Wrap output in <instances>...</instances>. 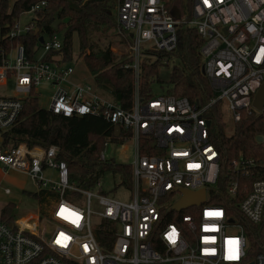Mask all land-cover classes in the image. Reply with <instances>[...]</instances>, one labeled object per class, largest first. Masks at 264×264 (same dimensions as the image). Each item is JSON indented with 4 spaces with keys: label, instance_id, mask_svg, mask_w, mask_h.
Instances as JSON below:
<instances>
[{
    "label": "built area",
    "instance_id": "1",
    "mask_svg": "<svg viewBox=\"0 0 264 264\" xmlns=\"http://www.w3.org/2000/svg\"><path fill=\"white\" fill-rule=\"evenodd\" d=\"M47 4L40 0L27 12L36 15ZM115 4L119 33L130 38L132 60L125 66L133 70L134 92L129 107L90 82L75 81L72 66L46 60L47 53L63 48L55 33L44 38L41 56L30 59L19 42L12 50L14 63H9L10 52L0 64V84L14 77L18 94L0 96V163L26 172L39 184L38 193L48 195L28 223L0 217V264H264V158L234 159L220 188L221 153L210 114L220 102L233 125L243 113H253L249 108L264 83V0ZM33 22L23 25L16 19L8 35L25 34ZM182 25L204 39L202 68L213 95L205 104L168 93L142 97L143 51H175ZM42 84L52 89L48 110L100 116L120 126V145L125 150L132 144L134 150L131 186L119 184L131 191L127 200L102 193L100 178L92 188L71 182L58 145L3 146L2 134L19 119L24 98L33 89L39 93ZM105 152L100 161L107 160ZM52 171L57 178L45 176ZM183 189H205V200L176 210L173 204ZM221 190L233 197L245 194L231 210L211 201ZM235 209L238 215L232 214Z\"/></svg>",
    "mask_w": 264,
    "mask_h": 264
},
{
    "label": "trees",
    "instance_id": "2",
    "mask_svg": "<svg viewBox=\"0 0 264 264\" xmlns=\"http://www.w3.org/2000/svg\"><path fill=\"white\" fill-rule=\"evenodd\" d=\"M38 1L40 0H0V64L19 42L25 45L28 57L33 60L41 46L39 37L56 33L54 22L59 20L58 29L65 30L64 45L62 50L55 53L62 55V58H54L55 53L52 52L47 53L44 58L49 61L56 60L59 64L64 63L65 59L70 60L76 33L79 54L94 75L96 86L125 107H129L134 92V73L132 68L125 65L132 58L127 54H116L110 46L98 49L92 42L96 31L106 32L114 24L115 0H47V6L36 13L33 26L25 34L10 38L8 33L16 19ZM178 34L179 43L175 51L150 49L147 54L155 58L142 59L140 95L144 98L155 95L152 83L157 81L162 86L171 85L168 87V94L186 96L205 104L213 95V89L202 68L200 49L204 39L196 29L185 25L179 28ZM124 41L129 43L130 38L126 37ZM173 57L178 58L182 66H171ZM210 114L215 120L213 141L221 153V178L218 185L223 188L234 159L240 155L256 160L264 158V143L258 141V136L264 134V111L258 114L243 113L242 119L234 125L232 134L225 130L222 103L214 105ZM2 135L6 149L21 142L30 146L58 145V157L67 162L70 181L81 187L92 188L107 171L120 175L121 183L131 186V164L116 160H99V154L106 144L110 141L122 143L124 133L122 132V137H116L115 127L100 116H67L43 108L39 105L38 93L34 89L24 98L23 109L17 122ZM244 182L242 181V186ZM222 190L212 195L211 201L231 210L245 194L240 191L238 197H233ZM34 195L42 204L48 196L44 192ZM7 207L3 209L0 217L11 221ZM232 214L238 215V211L235 209Z\"/></svg>",
    "mask_w": 264,
    "mask_h": 264
},
{
    "label": "rangeland",
    "instance_id": "3",
    "mask_svg": "<svg viewBox=\"0 0 264 264\" xmlns=\"http://www.w3.org/2000/svg\"><path fill=\"white\" fill-rule=\"evenodd\" d=\"M14 1V0H12ZM115 21L112 27L108 31H96L92 36V42L99 48H107L108 46L118 55L127 54L129 56V46L128 43L124 41V37L119 33V25L116 17V8H114ZM35 14L33 12H24L19 17L20 23L23 25L30 24L34 20ZM58 22H54V27L56 29V37L61 41H64V32L65 30L58 29ZM49 35H45L44 38L48 39ZM146 45V44H145ZM14 50V49H12ZM12 50L10 52H12ZM44 54V49L40 46L37 51V55L41 56ZM15 51L9 56V63H14ZM55 58H62V55H58ZM142 58L153 60L155 56L147 54L146 51H143ZM64 60V59H63ZM166 62V59L163 60ZM66 66H72L74 72L72 74L75 81L83 82L87 81L95 85L94 75L87 67L83 57L79 54V40L78 35L75 33L73 38V50L72 58L70 60L65 59V62L62 63ZM171 66L180 65L181 62L178 58L173 57L170 61ZM154 94H164L168 92L167 86H162L161 83L154 81L152 83ZM38 98L39 105L43 108L49 106L50 96L52 95V89L46 85L42 84L38 88ZM103 92V91H102ZM105 93V92H104ZM106 94V93H105ZM18 95L16 92V82L14 77H10L6 83L0 84V96H15ZM22 97V95H20ZM222 103V113L224 120L226 122V132L228 134L233 133L234 125L230 121V115L226 109L224 102ZM252 110L253 114L261 113L254 105L249 108ZM264 111V110H263ZM262 111V112H263ZM215 130V125L213 124ZM259 141V140H258ZM105 153L108 160H116L121 163L130 164L134 157V150L132 144H127V149L124 148L115 142H108L105 146ZM45 176L47 178H57L55 172H46ZM102 193H106L112 196H116L120 199L127 200L131 195V191L127 188H121L120 175L114 173L113 171H107L100 177ZM129 187L126 184H123ZM10 189V193L6 192V189ZM39 191V184L26 172L16 170L13 168L5 167L0 163V216L2 215L3 209L7 206V214L9 219L19 218V221L23 223H28L31 214H40V207L43 205L41 200L38 199L34 193ZM45 206V205H44ZM43 207V206H42ZM41 207V208H42ZM95 204L93 203V208ZM24 216V217H23Z\"/></svg>",
    "mask_w": 264,
    "mask_h": 264
},
{
    "label": "water",
    "instance_id": "4",
    "mask_svg": "<svg viewBox=\"0 0 264 264\" xmlns=\"http://www.w3.org/2000/svg\"><path fill=\"white\" fill-rule=\"evenodd\" d=\"M174 14L176 17H179L177 13L174 12ZM39 40L42 43L44 41V37L41 35L39 37ZM203 73H204V69H203ZM254 106L259 110H262L264 107V83L262 84L258 92L256 93V96L254 99ZM120 130H121L120 126L115 127L116 137L120 136ZM258 140L263 141L264 137L258 136ZM205 195H206L205 189H200L198 191H191V190L183 189L182 196L173 204V208L176 210H182L189 206L199 204L205 200V197H206Z\"/></svg>",
    "mask_w": 264,
    "mask_h": 264
},
{
    "label": "crops",
    "instance_id": "5",
    "mask_svg": "<svg viewBox=\"0 0 264 264\" xmlns=\"http://www.w3.org/2000/svg\"><path fill=\"white\" fill-rule=\"evenodd\" d=\"M115 8H116V4H115ZM116 17H117V15H116ZM125 39H126V37H124ZM64 42V41H63ZM129 44V43H128ZM38 56V55H37ZM95 86H96V84H95ZM97 87V86H96ZM98 88V87H97ZM98 90H99V88H98ZM100 92H102L101 90H99ZM103 94H105L104 92H102ZM107 95V94H106ZM109 96V95H108Z\"/></svg>",
    "mask_w": 264,
    "mask_h": 264
}]
</instances>
